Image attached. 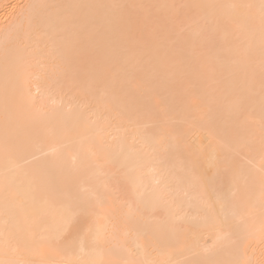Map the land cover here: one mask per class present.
Listing matches in <instances>:
<instances>
[{
  "label": "bare ground",
  "instance_id": "6f19581e",
  "mask_svg": "<svg viewBox=\"0 0 264 264\" xmlns=\"http://www.w3.org/2000/svg\"><path fill=\"white\" fill-rule=\"evenodd\" d=\"M261 2L0 0V264H264Z\"/></svg>",
  "mask_w": 264,
  "mask_h": 264
},
{
  "label": "snow or ice",
  "instance_id": "6c2138e0",
  "mask_svg": "<svg viewBox=\"0 0 264 264\" xmlns=\"http://www.w3.org/2000/svg\"><path fill=\"white\" fill-rule=\"evenodd\" d=\"M68 7L78 8V9H90V8H102L105 6L104 5L75 4V5H69ZM113 7H122V6H113ZM233 7H235V5H233ZM247 7H251V6L249 5ZM260 9H261V20H262V23H264V0H262L261 2Z\"/></svg>",
  "mask_w": 264,
  "mask_h": 264
}]
</instances>
